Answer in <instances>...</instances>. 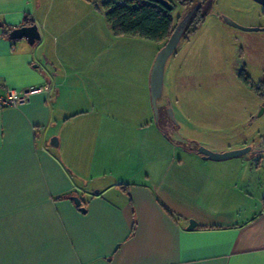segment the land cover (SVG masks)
I'll return each mask as SVG.
<instances>
[{
    "label": "crops",
    "instance_id": "0c3cea01",
    "mask_svg": "<svg viewBox=\"0 0 264 264\" xmlns=\"http://www.w3.org/2000/svg\"><path fill=\"white\" fill-rule=\"evenodd\" d=\"M56 6L73 18L0 0V94L47 88L0 110V264H264V193L240 210L231 163L173 144L148 99H126L133 66L103 64L131 36L95 29L88 0ZM29 23L39 40L11 37Z\"/></svg>",
    "mask_w": 264,
    "mask_h": 264
},
{
    "label": "rangeland",
    "instance_id": "374dc122",
    "mask_svg": "<svg viewBox=\"0 0 264 264\" xmlns=\"http://www.w3.org/2000/svg\"><path fill=\"white\" fill-rule=\"evenodd\" d=\"M38 1L52 6L49 23L58 16L73 18L70 10L62 11L56 5H69L74 0ZM88 1L94 28L104 33L109 29L112 36L104 18L105 0ZM167 1L174 5L170 11L174 23L179 16L177 24L183 22L185 28L197 8H201V21L194 30L181 35L165 63L162 93L157 100L158 126L175 145L182 141V146L197 145L217 153L248 147L242 156L223 162L231 163L229 172L235 173L232 184L240 193L239 209L249 211V206H259L264 193V7L254 0H194L189 7L181 6L178 0ZM229 21L239 27L261 29L243 30ZM161 47V43L132 36L110 47L111 53L124 54L112 64H106L104 58L105 66H133L135 87L127 89L126 99L136 104L148 99L151 105L150 92L137 72L145 71ZM151 111L155 121L152 106Z\"/></svg>",
    "mask_w": 264,
    "mask_h": 264
},
{
    "label": "trees",
    "instance_id": "16d2710c",
    "mask_svg": "<svg viewBox=\"0 0 264 264\" xmlns=\"http://www.w3.org/2000/svg\"><path fill=\"white\" fill-rule=\"evenodd\" d=\"M178 2L181 6L189 7L194 0H178ZM172 6L174 8L173 4ZM102 7L105 20L112 33L117 36L140 37L161 43L163 46L178 25L179 16L174 23L169 10L150 0H124L120 2L105 0ZM200 10L201 8L195 10L194 15L187 22V27L183 30L182 36L187 30L192 31L199 25L201 21ZM184 20L186 19L182 21ZM26 25H30V23ZM262 203L264 206V194Z\"/></svg>",
    "mask_w": 264,
    "mask_h": 264
},
{
    "label": "water",
    "instance_id": "95a60500",
    "mask_svg": "<svg viewBox=\"0 0 264 264\" xmlns=\"http://www.w3.org/2000/svg\"><path fill=\"white\" fill-rule=\"evenodd\" d=\"M150 1H153L159 4L160 6H162L163 8L169 11H171L173 8L172 4L167 0H150ZM254 1L260 3L264 7V0H254ZM229 23L232 26L241 28L243 30H259L260 29V28L239 27L237 24L231 21H229ZM182 33H183V28H182V22H181L180 24L176 26L173 33L170 35V37L167 39L164 45L158 50L154 58L152 67H151L150 82H149L150 102H151L155 121L158 115L157 100L158 98H160L161 93H162L165 63L168 57L174 52L181 38ZM10 35L11 37H14V38L24 37L27 39V42L29 44H33L36 40L40 39V34H39L38 27L36 24L21 25L20 27H15L14 29H12ZM169 112H170V115H172L171 111ZM248 150L249 148L246 147L242 149H235V150H230V151H226L222 153H217V152H212L204 147L197 148L198 153L202 154V157L204 159L216 160V161L241 156ZM71 200L74 202L76 206L79 207L80 210L82 211L85 210L84 207L81 206V200L77 196H71ZM193 224L194 222L190 220L188 228H192Z\"/></svg>",
    "mask_w": 264,
    "mask_h": 264
},
{
    "label": "built area",
    "instance_id": "2783aa9c",
    "mask_svg": "<svg viewBox=\"0 0 264 264\" xmlns=\"http://www.w3.org/2000/svg\"><path fill=\"white\" fill-rule=\"evenodd\" d=\"M47 90L46 87L29 86L22 89H15L9 86L4 87L0 94V110L6 107H19L30 101L31 95L37 91Z\"/></svg>",
    "mask_w": 264,
    "mask_h": 264
},
{
    "label": "flooded vegetation",
    "instance_id": "af4514ba",
    "mask_svg": "<svg viewBox=\"0 0 264 264\" xmlns=\"http://www.w3.org/2000/svg\"><path fill=\"white\" fill-rule=\"evenodd\" d=\"M187 24H188V23H187ZM187 24H186V27H187ZM183 26H184V23L182 22V28H183V30H184L186 27L184 28ZM166 109H167V108H164V109H163V110L165 111V113H166ZM170 120H171V119H170Z\"/></svg>",
    "mask_w": 264,
    "mask_h": 264
}]
</instances>
